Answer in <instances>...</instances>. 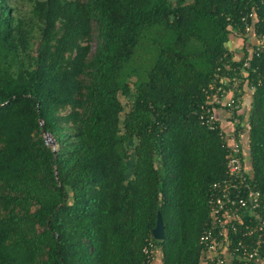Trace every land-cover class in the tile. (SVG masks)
Wrapping results in <instances>:
<instances>
[{
  "label": "trees",
  "instance_id": "1",
  "mask_svg": "<svg viewBox=\"0 0 264 264\" xmlns=\"http://www.w3.org/2000/svg\"><path fill=\"white\" fill-rule=\"evenodd\" d=\"M253 10L264 32V0H0V264H147L150 240L163 264L198 262L227 163L199 116L239 76ZM247 74L264 189V52Z\"/></svg>",
  "mask_w": 264,
  "mask_h": 264
},
{
  "label": "built area",
  "instance_id": "2",
  "mask_svg": "<svg viewBox=\"0 0 264 264\" xmlns=\"http://www.w3.org/2000/svg\"><path fill=\"white\" fill-rule=\"evenodd\" d=\"M241 20L248 56L239 76L220 77L209 86L199 116L208 130L219 131L227 163L225 177L214 182L208 191L209 219L199 238L200 257L196 264H264V189L257 186L253 171L245 162L250 144L242 100V85L249 84V61L264 52V32L257 27L256 11ZM220 109L226 112L224 120L218 116ZM143 253L147 264H155L157 259L163 264L160 248L153 240Z\"/></svg>",
  "mask_w": 264,
  "mask_h": 264
},
{
  "label": "crops",
  "instance_id": "3",
  "mask_svg": "<svg viewBox=\"0 0 264 264\" xmlns=\"http://www.w3.org/2000/svg\"><path fill=\"white\" fill-rule=\"evenodd\" d=\"M232 48L236 51V56L237 58H240L243 56L244 52H245V49H243V41L240 39H236L234 40V42H232ZM247 84L244 85V92L242 94V100H243V108H244V114H246L248 116V114L250 113L251 111V103H252V93L251 92H248L247 90ZM218 116L224 120L225 117L227 116L226 115V112L222 109H220L218 111ZM159 259H157L156 263L155 264H160L159 263Z\"/></svg>",
  "mask_w": 264,
  "mask_h": 264
},
{
  "label": "water",
  "instance_id": "4",
  "mask_svg": "<svg viewBox=\"0 0 264 264\" xmlns=\"http://www.w3.org/2000/svg\"><path fill=\"white\" fill-rule=\"evenodd\" d=\"M152 236L155 240L158 241H164L166 238L164 231V223L161 218V215L158 216L157 225L152 231Z\"/></svg>",
  "mask_w": 264,
  "mask_h": 264
},
{
  "label": "rangeland",
  "instance_id": "5",
  "mask_svg": "<svg viewBox=\"0 0 264 264\" xmlns=\"http://www.w3.org/2000/svg\"><path fill=\"white\" fill-rule=\"evenodd\" d=\"M35 0H18L20 7L23 10L29 11V9H31V5ZM245 39V38H244ZM93 47H95V42H93ZM123 102L126 103L127 100L123 99Z\"/></svg>",
  "mask_w": 264,
  "mask_h": 264
}]
</instances>
